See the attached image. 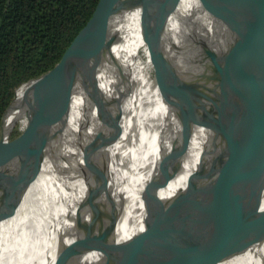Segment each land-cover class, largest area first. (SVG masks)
Wrapping results in <instances>:
<instances>
[{"label":"bare ground","instance_id":"1","mask_svg":"<svg viewBox=\"0 0 264 264\" xmlns=\"http://www.w3.org/2000/svg\"><path fill=\"white\" fill-rule=\"evenodd\" d=\"M228 1L113 0V41L100 69L94 63L78 67L90 57L86 40L71 57L75 74L47 85L40 99L32 101L22 90L26 126L20 138L6 141L9 178L0 211L11 216L0 218V264H54L57 251L82 233L80 225L91 223L86 199L106 173L108 189L95 201L92 226L103 229L118 215V242L188 213L255 114L253 82L239 70L244 47L245 66L264 93V47L250 46L264 37V12L258 0L245 6L234 0L231 14ZM176 8L182 18L168 24ZM143 23L145 41L154 44L155 81L139 53ZM165 39L171 57L162 47ZM116 83L127 94L123 132L105 145L110 129L101 113ZM36 203L46 215L42 234L31 222ZM249 223L264 233V182L249 199L244 225ZM223 264H264V243Z\"/></svg>","mask_w":264,"mask_h":264},{"label":"water","instance_id":"2","mask_svg":"<svg viewBox=\"0 0 264 264\" xmlns=\"http://www.w3.org/2000/svg\"><path fill=\"white\" fill-rule=\"evenodd\" d=\"M237 1L241 0H235ZM112 3L113 0H99L92 17L55 67L15 89V96L0 125V196L9 178L10 155L6 141L17 140L22 135L21 133L11 139L13 131L23 118L19 94L25 89V92H30L32 101L40 99L47 85L75 74L77 69L71 57L77 45L86 40L90 42V57L78 67L94 63L100 69L110 55L113 41L114 34L108 24ZM129 3L124 8H128ZM228 3L232 14L234 0H229ZM245 3L247 0H244V6ZM250 44L253 49L264 47V37L255 39ZM153 46L152 43L151 50ZM247 48L244 47L241 52L239 70L245 81L249 84L253 82L251 91L256 105L255 114L251 124L233 145L188 213L177 219L146 225L143 231L118 242L115 234L118 215L115 214L103 229L92 226L97 212L95 201L108 189L109 176L106 173L89 192L88 202L86 199L85 206L93 214L91 223L80 225L82 233L72 243L64 244L57 251L54 264H223L264 243V233L257 234L251 223L247 228L244 225L249 199L264 182V93L255 73L245 66ZM196 86L197 82L191 83V90H195ZM185 91L183 92L186 94ZM126 97L125 91L116 83L110 106L101 113V121L110 129L109 135L104 139L105 145L116 143L122 135V107ZM169 97L166 96L165 101ZM119 110V117H110L111 113ZM200 111L197 113H201ZM202 113L212 115L214 109L210 113ZM161 169L160 165L155 176ZM142 199L147 205L150 201L149 194L143 195ZM10 216L11 214L0 211V218Z\"/></svg>","mask_w":264,"mask_h":264},{"label":"trees","instance_id":"3","mask_svg":"<svg viewBox=\"0 0 264 264\" xmlns=\"http://www.w3.org/2000/svg\"><path fill=\"white\" fill-rule=\"evenodd\" d=\"M98 1L0 0V125L15 89L55 67Z\"/></svg>","mask_w":264,"mask_h":264},{"label":"rangeland","instance_id":"4","mask_svg":"<svg viewBox=\"0 0 264 264\" xmlns=\"http://www.w3.org/2000/svg\"><path fill=\"white\" fill-rule=\"evenodd\" d=\"M257 3H258V6H259V11L261 13H263L264 12V0H258ZM181 15L182 14L176 8L175 11L173 12V14L169 17L167 23L170 24L171 22H173L174 19H180L181 20V18H182ZM147 25L148 24H146V23L144 24L143 23V27H142V30H141V36H140V39H139V53H140V56H141V58H142V60H143V62L145 64L147 70L149 71L151 77L155 81V78H154L155 77L154 76L155 66H154V62L152 60L151 45L147 44V42L145 41V38H144V36H145L144 33L146 32ZM168 45L169 44H167V40L166 39L163 40L162 47H163V49L165 48V51L171 57L172 50H170L171 48H169ZM150 51H151V53H150ZM79 106H81V105H79ZM25 122H27V121L23 119L22 124L19 123V125L17 126L19 135L21 133H23V131L25 129V126L23 125ZM45 220H46V215H45L41 205L36 203L34 205L33 209H32L31 222H32L33 226L35 227V229L40 234L43 233V229H44V226H45ZM0 244H2V242H0ZM2 249H4L3 245H2Z\"/></svg>","mask_w":264,"mask_h":264}]
</instances>
